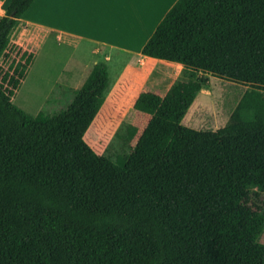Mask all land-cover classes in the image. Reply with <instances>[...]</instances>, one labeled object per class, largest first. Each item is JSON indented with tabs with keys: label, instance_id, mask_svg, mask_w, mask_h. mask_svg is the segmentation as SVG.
<instances>
[{
	"label": "trees",
	"instance_id": "16d2710c",
	"mask_svg": "<svg viewBox=\"0 0 264 264\" xmlns=\"http://www.w3.org/2000/svg\"><path fill=\"white\" fill-rule=\"evenodd\" d=\"M33 2L0 17V264H264V0L175 3L141 54L248 88L215 132L181 125L202 82L141 92L154 114L123 166L84 141L105 63L64 109L13 104L35 54L11 37Z\"/></svg>",
	"mask_w": 264,
	"mask_h": 264
},
{
	"label": "rangeland",
	"instance_id": "374dc122",
	"mask_svg": "<svg viewBox=\"0 0 264 264\" xmlns=\"http://www.w3.org/2000/svg\"><path fill=\"white\" fill-rule=\"evenodd\" d=\"M48 4L39 15L35 12V18L47 24L53 22L56 26L63 28L75 26L76 23L73 20H67L65 5L64 7L57 5L56 14L52 17L50 2ZM43 12L44 14H42ZM31 14L34 16L32 11ZM108 17L107 29L108 20L111 17L110 12ZM111 29L114 28L108 30L111 31ZM105 33L114 39L115 34L107 31ZM55 39L54 34L48 33V39L37 57L35 55V61L13 99V104L16 107L31 116L37 115L40 108L44 106V96L51 88L49 84L57 78L61 68L68 60L71 63L77 61L82 64L92 57L90 44L86 42H80L78 45L70 47L73 45V41L62 37L60 39L62 44H58ZM67 45L70 46L67 47ZM131 64H135L134 59L131 60ZM170 64L155 65L152 62H147L142 71L143 76L150 77L146 82L145 90L154 92L161 100L170 86L178 80L191 79L202 82L204 89L195 98L181 125L201 132H215L223 128L248 87L219 80L201 72L184 70ZM153 65L155 66L151 69ZM121 73V69L110 70L111 85L104 105L84 134V141L97 155L106 157L118 166L124 165L146 124L154 114L145 106L137 104L134 95L128 91L123 90L119 98L114 96L116 91L125 87V84L123 85L125 78H119ZM129 73L130 71L126 75ZM56 88L55 86L54 91H51L47 105L51 104V101L57 96H53ZM68 102V96L64 95L58 107L64 109ZM119 158L122 160L117 162ZM259 242L264 244V232L260 236Z\"/></svg>",
	"mask_w": 264,
	"mask_h": 264
},
{
	"label": "crops",
	"instance_id": "0c3cea01",
	"mask_svg": "<svg viewBox=\"0 0 264 264\" xmlns=\"http://www.w3.org/2000/svg\"><path fill=\"white\" fill-rule=\"evenodd\" d=\"M177 1L34 0L29 9L20 18V24L11 37V41L14 44L28 52L34 53L37 57V54L48 39V33L51 32L54 34L55 41L58 44H62L60 41L62 37L74 42L72 46L67 45V47H74L80 42L90 44L92 56L90 60L82 64L77 61L71 63L68 60L63 65L57 78L49 84L51 88L44 96V106L40 108L39 113L52 114L63 109L58 107V105L63 100L64 95L68 96L69 104L74 93L81 87L93 66L98 62L105 63L109 77L111 69L122 70L119 78H125L123 83L125 87L114 93L116 98H119L123 90L134 95L135 99L141 92L147 91L145 90L146 82L150 77L143 76L142 73L147 62H152L155 65L170 63L144 57L141 54L142 49ZM9 2L10 0H0V17L5 15ZM48 2H50L52 17L56 14L57 5L59 7H64L65 5L67 20H73L76 23L75 26L63 28L56 26L53 22L51 25L35 18V12L39 15L42 9L49 5ZM31 11L34 16H32ZM109 12L111 17L108 20V29L114 28L111 31L107 29L106 25ZM105 31L115 34L114 39H111ZM132 59L135 60V64H131ZM139 63L140 65H138ZM170 65L181 67L178 64ZM129 71V75H126ZM123 73H125L124 76H122ZM55 86L57 88L53 96H57L51 101V104L47 105V100L52 93L51 91H54Z\"/></svg>",
	"mask_w": 264,
	"mask_h": 264
},
{
	"label": "built area",
	"instance_id": "2783aa9c",
	"mask_svg": "<svg viewBox=\"0 0 264 264\" xmlns=\"http://www.w3.org/2000/svg\"><path fill=\"white\" fill-rule=\"evenodd\" d=\"M0 5H1V3H0Z\"/></svg>",
	"mask_w": 264,
	"mask_h": 264
},
{
	"label": "bare ground",
	"instance_id": "6f19581e",
	"mask_svg": "<svg viewBox=\"0 0 264 264\" xmlns=\"http://www.w3.org/2000/svg\"><path fill=\"white\" fill-rule=\"evenodd\" d=\"M34 6V5H33Z\"/></svg>",
	"mask_w": 264,
	"mask_h": 264
}]
</instances>
